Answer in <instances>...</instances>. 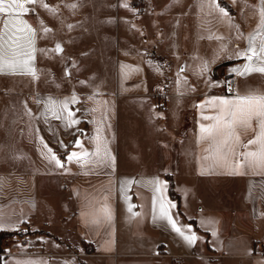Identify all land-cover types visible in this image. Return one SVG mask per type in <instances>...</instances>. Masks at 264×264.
<instances>
[{
    "label": "crops",
    "instance_id": "1",
    "mask_svg": "<svg viewBox=\"0 0 264 264\" xmlns=\"http://www.w3.org/2000/svg\"><path fill=\"white\" fill-rule=\"evenodd\" d=\"M258 2L217 0L231 23L211 0H109L100 14L96 0H43L55 14L28 6L35 78L0 75L10 91L0 93V231L11 233L1 264H264V169L215 162L199 132L213 110L195 107L233 95L224 75L247 63L237 53L257 30ZM250 90L264 92V74H236L235 92ZM50 102L78 123L53 118ZM73 152L89 155L69 162ZM155 180L195 244L156 218Z\"/></svg>",
    "mask_w": 264,
    "mask_h": 264
},
{
    "label": "snow or ice",
    "instance_id": "2",
    "mask_svg": "<svg viewBox=\"0 0 264 264\" xmlns=\"http://www.w3.org/2000/svg\"><path fill=\"white\" fill-rule=\"evenodd\" d=\"M235 3L236 0H233ZM39 3L41 7L55 14L56 9L50 8L43 0H0V75H32L35 78V69L31 62L34 60L35 48V30L22 17L28 14L31 9L29 5ZM212 7L218 11L221 18H229V12L217 0H211ZM127 8L125 3L122 5ZM248 6V5H246ZM75 8L76 5H70ZM255 10L259 16V23L255 34L247 37L248 47L243 52H238L237 57H243L247 63L242 69H234L237 75H248L250 73L264 74V0H259ZM231 23V20H230ZM69 27H72L69 25ZM236 27H239L238 25ZM45 33L51 31L49 28H43ZM43 51V50H41ZM55 52L62 51L59 44L56 45ZM205 70L206 66H205ZM231 97H217L207 99L201 104L195 105L200 109L211 108L212 115H201V120L210 121L209 124H201L199 127L200 139L210 141L208 151L214 153L215 162L221 159L227 160L229 156L234 157V167L232 174H240L242 168L264 169V92L250 90L246 94L236 93ZM75 97H72L75 102ZM58 109H62L58 111ZM48 111L55 119H67L68 126L78 123L73 118V113L68 111L67 103L56 104L50 102ZM63 113H67L65 117ZM251 130L254 136L244 143L237 129ZM97 129V136L93 137L95 142V151L92 155L97 157V163H103L102 153L111 159L107 150V145L101 140ZM76 147L82 148L79 140L76 141ZM47 147V146H46ZM243 149V151H240ZM49 162L54 163L56 167H63L61 160L52 153L49 148ZM89 153L73 152L68 155L67 160L79 162ZM154 191L159 193V213L158 219L166 221L171 230L179 234L189 245L196 243L198 237L188 227L185 229L178 225V222L170 214V209L175 205L165 201L163 197L164 184L159 180L152 181ZM157 197H153L155 205ZM134 205H129V211ZM0 230H4L0 228ZM189 233V234H186ZM17 264H40L36 261H18Z\"/></svg>",
    "mask_w": 264,
    "mask_h": 264
},
{
    "label": "rangeland",
    "instance_id": "3",
    "mask_svg": "<svg viewBox=\"0 0 264 264\" xmlns=\"http://www.w3.org/2000/svg\"><path fill=\"white\" fill-rule=\"evenodd\" d=\"M133 1V0H132ZM135 2V0H134ZM96 3H97V9H98V14L102 13L105 9L106 11V8L109 6V0H96ZM117 3V1H116ZM116 8H117V4H116ZM103 21H98V27L103 29V31L106 33L107 29L109 30L108 28V25L106 22H103ZM106 36H108V33H106ZM116 39H117V36H115ZM106 39H108V37H106ZM10 92L9 89H8V86L7 85H2L1 88H0V93L1 94H4V93H8ZM1 105L4 104V103H0ZM4 234L3 233H0V238L1 236H3Z\"/></svg>",
    "mask_w": 264,
    "mask_h": 264
},
{
    "label": "built area",
    "instance_id": "4",
    "mask_svg": "<svg viewBox=\"0 0 264 264\" xmlns=\"http://www.w3.org/2000/svg\"><path fill=\"white\" fill-rule=\"evenodd\" d=\"M224 77H225L224 84L228 86V93L229 94H234L233 92L230 91V89H234L235 90L236 74L230 71L226 75H224ZM7 253L8 252L0 250V256H4Z\"/></svg>",
    "mask_w": 264,
    "mask_h": 264
},
{
    "label": "trees",
    "instance_id": "5",
    "mask_svg": "<svg viewBox=\"0 0 264 264\" xmlns=\"http://www.w3.org/2000/svg\"><path fill=\"white\" fill-rule=\"evenodd\" d=\"M231 62L230 61H228V62H224V63H222L221 65H227V64H230ZM0 233H3L4 235L3 236H1V238L2 237H5V236H9L11 233L10 232H3V231H0ZM90 248H87V250H89ZM0 264H1V261H0Z\"/></svg>",
    "mask_w": 264,
    "mask_h": 264
}]
</instances>
